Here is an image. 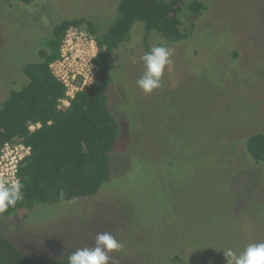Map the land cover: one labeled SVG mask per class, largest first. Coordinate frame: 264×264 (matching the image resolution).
<instances>
[{
    "label": "rangeland",
    "instance_id": "1",
    "mask_svg": "<svg viewBox=\"0 0 264 264\" xmlns=\"http://www.w3.org/2000/svg\"><path fill=\"white\" fill-rule=\"evenodd\" d=\"M206 11L188 39L151 34L172 49L162 87L146 95L143 26L110 58L109 108L123 127L111 178L93 197L0 214V237L24 256L61 258L94 247L97 233L123 244L109 264H227L264 243V164L244 142L264 134V0H199ZM118 0H0V104L27 83L53 27L82 18L105 29ZM112 59L113 66H112ZM113 108V109H112Z\"/></svg>",
    "mask_w": 264,
    "mask_h": 264
},
{
    "label": "trees",
    "instance_id": "2",
    "mask_svg": "<svg viewBox=\"0 0 264 264\" xmlns=\"http://www.w3.org/2000/svg\"><path fill=\"white\" fill-rule=\"evenodd\" d=\"M18 1L29 5L33 0ZM205 11L206 6L199 0H118L117 16L108 28L93 27L82 18L64 20L53 27L44 49L34 61L22 66L27 83L9 91L0 104V148L10 142L23 143L31 150L18 168L23 199L3 215L93 197L109 183L110 155L123 135L106 93L113 82L110 58L130 43L135 23L143 26V47L147 52L151 34L170 43L188 39L195 21ZM70 26L84 28L96 39L98 73L92 86L77 94L66 107L57 109L64 89L50 73L49 65L58 58L60 43ZM37 124L39 128L31 129ZM244 143L250 160L256 165L264 164V134L254 133ZM75 250L69 249L58 259H34L24 256L9 239L0 237V264H68V255Z\"/></svg>",
    "mask_w": 264,
    "mask_h": 264
},
{
    "label": "built area",
    "instance_id": "3",
    "mask_svg": "<svg viewBox=\"0 0 264 264\" xmlns=\"http://www.w3.org/2000/svg\"><path fill=\"white\" fill-rule=\"evenodd\" d=\"M98 53L97 41L89 32L76 26L67 28L58 58L49 65L50 73L64 89V98L58 100L57 109L66 107L77 94L94 84L98 73L95 62ZM39 127L37 124L31 129ZM30 153V147L23 143L5 142L0 148V182L16 183L19 165Z\"/></svg>",
    "mask_w": 264,
    "mask_h": 264
},
{
    "label": "clouds",
    "instance_id": "4",
    "mask_svg": "<svg viewBox=\"0 0 264 264\" xmlns=\"http://www.w3.org/2000/svg\"><path fill=\"white\" fill-rule=\"evenodd\" d=\"M172 49L166 46H153L142 56L144 72L137 80V86L144 94H152L162 87V77L171 63ZM23 184L0 182V214L14 207L23 199ZM123 244L108 232L97 233L94 247L78 248L68 255V264H109V253L122 250ZM227 264H264V243L249 244L237 255L231 249L224 251Z\"/></svg>",
    "mask_w": 264,
    "mask_h": 264
}]
</instances>
